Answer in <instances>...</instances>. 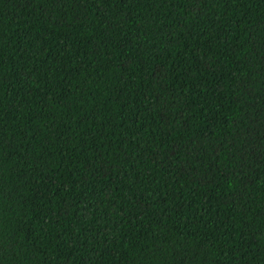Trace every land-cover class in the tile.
I'll return each instance as SVG.
<instances>
[{"label":"trees","instance_id":"obj_1","mask_svg":"<svg viewBox=\"0 0 264 264\" xmlns=\"http://www.w3.org/2000/svg\"><path fill=\"white\" fill-rule=\"evenodd\" d=\"M0 264H264V0H0Z\"/></svg>","mask_w":264,"mask_h":264}]
</instances>
